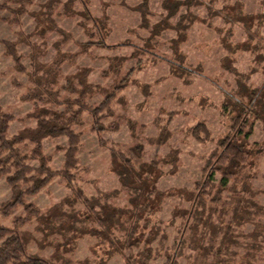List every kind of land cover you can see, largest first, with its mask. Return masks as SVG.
<instances>
[{
  "label": "rangeland",
  "instance_id": "obj_1",
  "mask_svg": "<svg viewBox=\"0 0 264 264\" xmlns=\"http://www.w3.org/2000/svg\"><path fill=\"white\" fill-rule=\"evenodd\" d=\"M163 1L7 0L21 9L18 24L4 20L13 16L9 11H0V39L16 43L26 69L16 70L0 43V108L13 116L8 137L35 127L37 114L63 115L81 86L87 91L82 102L91 107L117 88L109 115L100 120L102 130L93 129L87 110L78 115L80 124L70 125L79 133L77 167L71 171L76 193L55 176L37 193L25 195L24 205L0 217L1 224L12 227L14 218L27 216L18 227L27 252L52 264H127L128 254H139L138 264H167L168 258L176 264H210L214 255L228 264H264V117L250 118L248 138V145L261 152L251 156L240 173L232 168L234 176L219 197L220 172L210 186L204 184L208 165L215 160L211 155L220 150L217 141L231 132L229 115L221 110L226 92L238 96L246 88L264 86V0H188L168 18ZM220 9H235L245 17L229 22ZM162 19L168 27L160 26L154 34L153 25ZM94 40L104 44L91 43ZM33 60L38 76L52 81L34 93L29 76ZM26 94L37 95L26 99ZM198 124L208 130L203 141L192 135ZM66 140L62 135L40 141L52 170L63 167ZM16 146L27 154L28 166L37 168L38 160L30 158L34 143L24 139ZM117 152L130 167L113 156ZM122 169L127 173L121 177ZM135 175L145 179L138 183ZM128 186L143 190L133 195ZM202 186L208 193H200ZM77 189L93 202L98 199L118 209L131 208L153 189L147 198L154 200L155 211L139 212L144 216L140 226L148 222L141 228L144 237L133 234L146 238V244L125 248L123 254L112 249L108 256V243L100 242L108 237L96 234L101 225L95 215L82 201L73 205L74 214L68 205L80 194ZM10 191L1 176L0 203L10 199ZM197 195L205 204L197 206ZM30 205L40 216L27 215ZM60 209L73 215L76 226L49 218ZM124 234L116 227L109 236L120 241Z\"/></svg>",
  "mask_w": 264,
  "mask_h": 264
},
{
  "label": "trees",
  "instance_id": "obj_2",
  "mask_svg": "<svg viewBox=\"0 0 264 264\" xmlns=\"http://www.w3.org/2000/svg\"><path fill=\"white\" fill-rule=\"evenodd\" d=\"M166 1L167 0L161 2L164 9H166V18L176 13L181 5H188L190 3V1L188 0H172L170 2ZM3 10L9 11L11 13V16L13 15L12 17H4L5 21L17 24L20 23L19 19L21 9L11 7L7 3V0H4L0 2V11ZM233 10L235 9L224 12V10L220 9L217 12L221 15H232V17L228 15L225 16V18H227L229 22L235 20V18L238 20L239 17H245L241 15L240 11L235 12ZM144 13L146 14V12H141L140 14L142 15ZM180 18L184 19L185 17L182 16ZM262 18H264V16ZM161 21L163 22L161 23ZM178 24L180 26H183L181 21H179ZM168 25L169 24H167V20L162 19L153 25L151 31H153L154 34H157L160 26L168 27ZM92 42L99 45L104 44L99 40L91 41V43ZM0 43H2L7 56L9 55L13 59L16 70L26 72V69H24L25 67L20 62L19 54L15 49L14 44L16 43L4 39H0ZM31 57L32 59H34L33 55ZM33 62L34 63L31 62L32 66L30 68L32 69L33 74L30 73L29 75L28 73V75L33 79L35 85V89L33 91L34 93L35 90L37 92L38 90H43L42 86H44V88L46 89L47 86L52 83V81L45 80V78H43L42 76H38V73L40 71V69L38 70V63H36L34 60ZM80 83L82 84V82ZM83 87L84 86H81V89L74 90L78 93V98L72 101V105L68 104L69 102L67 101V108L66 111L63 112V115L52 113V115L46 117L44 114H37L35 116L37 119L35 127H30L28 129L24 128L25 130L23 129L10 137H8L6 130L8 129L9 122L10 120H12L13 116L9 113L1 112L0 108V177H5L7 183L10 186V192L12 193L8 201L0 203V217L9 215L11 209L18 204L24 205L25 203L23 198L25 195H32L37 193L39 189L45 186L49 182V180L51 181L55 176H61L66 181V184L71 187L70 189L76 193V189L74 190L75 186L72 181L73 174L71 173V171L75 170V168L77 167V158L75 155V151L77 150V146L79 143V133L70 128V125L74 123L80 124L78 115H80L81 112L87 110L88 112H90V115L93 118V129L97 131L102 130L103 124L100 122V120L103 115L110 112V101L114 98L115 92L117 91V88H115L112 92H108L104 95L102 101L99 102L98 106L91 107L82 102L83 97H85L87 92ZM240 88L241 85L238 86V89ZM246 90L247 88L243 93H241V95L239 94L238 96L235 94V92H226L225 100L221 105L222 112L229 115L228 122L230 123L231 132L226 133L224 137L220 138L217 141L216 147L220 148V150L217 154L211 155V158L213 157L215 160L212 165H208V168L210 170L206 177V182L204 183L205 185L210 186V182H212L215 172H220L221 177L218 182L219 188L216 191L217 195L220 194L222 189L226 187V182H228L229 179L234 176L232 168L236 172L239 171L240 173L242 169L246 167L249 158L260 153L262 149L259 147H250L248 145V138L251 135L253 129V121H251L250 118L252 117V119L254 120L255 118L264 117V86L259 89H252L249 91ZM36 95L37 94H26L25 97L26 99H32ZM74 105H76V108H74ZM207 133L208 130L206 129L204 124H198L192 128V135L199 140H202V138H207ZM201 134L203 136H201ZM62 135L67 139V147L65 148V152H63V167L59 170H52L47 164L48 159L42 153V142L40 141H42L45 137H57ZM24 139H28L34 143V146L30 153V158H35L38 160L39 163L37 165V168L28 166L29 164L25 162L28 159L27 154L21 153L16 146ZM255 144L253 143V145ZM113 156H116L118 159H120L121 163L123 161V163H125V167L131 166L130 162H128L129 160H125L121 153H113ZM122 170L124 171L118 172L119 175L127 173L126 169ZM150 172L151 170H148L146 174H148L149 176L151 175ZM134 179L135 181L137 180L138 183H141L145 178L142 179L138 177V175H135ZM128 187H130L133 195H136L143 190V188L141 189V187L137 186ZM205 187L206 186L201 187V194L208 193L205 191ZM77 191L80 194H78L77 197L74 198L75 200H72L68 205L71 206L70 208L72 209L74 214L75 210L73 209V205L77 200L82 201V203H84L85 205V208L87 210H91V213L95 215L96 220L101 225V229L98 230L96 234L99 235L98 237L100 238L108 237L107 239L102 238L100 241H103L102 243H105V241L108 243L110 250H105V253L108 256L112 254V249L118 253L123 254L125 248L130 249V247L139 246L141 243L146 244L144 242L146 238L144 240H140L142 238L138 239L139 237L133 238V234H137V232H139L144 237L145 232H143L142 230L148 227V222L144 223L141 226L138 222L144 217L143 216L142 218H140L141 210H145L146 212L155 211L153 210L154 200L152 198L150 200L147 198L149 197V194L153 193V189H150L146 193L147 197L145 200L132 204L131 208L124 209L110 207L108 206L107 202H99L98 199H93L95 201L93 202L89 198H86V196H83V194H81L78 189ZM197 196L199 199L197 202V206L205 204V200L201 199V196ZM233 198L234 197L231 196V199ZM212 200L215 201L216 199L212 198ZM225 205H230V202L225 203ZM109 207L111 208V210L108 209ZM27 209L29 210V213L27 214L28 216H40L39 213L41 212H38V210L33 208L32 205H30ZM63 212L65 213L64 210L62 211V209H60V212L58 211L57 213H49V218H52L54 222L57 221L60 225L67 223L70 226L72 225V228L76 226L77 221L76 219L72 218L73 215H66L69 212H67L66 214H64ZM26 220L27 216L22 217V219L21 217L18 219L14 218L12 227L5 226L0 222V264H52L51 261L47 258L27 252L26 244L23 240L24 238L21 235L20 228H18L21 227L23 222ZM40 224V227L46 226V222H40ZM124 224L127 225V227H125ZM55 225L57 226V223ZM116 227L125 231V237H123V239H121L120 241L112 236H109L110 231ZM46 228L47 227H45L44 229ZM118 242L120 243V245H117ZM146 256L150 258V252L148 254L146 253ZM100 260L98 261L101 263ZM125 260L127 264H138L139 260L142 259H140L139 254H128L125 257ZM166 262L167 264H176L175 260H172L170 258H168ZM210 264L228 263L223 258H220V256L214 255L210 261Z\"/></svg>",
  "mask_w": 264,
  "mask_h": 264
}]
</instances>
